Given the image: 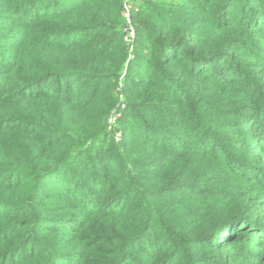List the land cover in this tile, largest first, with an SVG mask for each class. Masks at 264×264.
<instances>
[{
	"label": "trees",
	"instance_id": "obj_1",
	"mask_svg": "<svg viewBox=\"0 0 264 264\" xmlns=\"http://www.w3.org/2000/svg\"><path fill=\"white\" fill-rule=\"evenodd\" d=\"M121 1L0 0V264H264V0L145 1L125 69Z\"/></svg>",
	"mask_w": 264,
	"mask_h": 264
},
{
	"label": "built area",
	"instance_id": "obj_2",
	"mask_svg": "<svg viewBox=\"0 0 264 264\" xmlns=\"http://www.w3.org/2000/svg\"><path fill=\"white\" fill-rule=\"evenodd\" d=\"M131 13H132V3L131 0H124L123 3L121 4V17L123 19V25L121 29L122 33V39L124 43L126 44V47H128L129 51V58L128 60L125 61L124 64V69L128 63L129 60H131L134 57V52H133V44L135 40V28L133 23L131 22ZM124 70L120 74L118 82H117V89L121 86V78L124 76ZM116 89V90H117ZM118 95V102L115 108H113L110 112V114L106 118V123H107V129L110 132V135L112 137V134L114 133V137H112L115 141L120 140L121 134L117 131H115L114 125L117 120V118L120 116V112L124 109L125 107V102H124V97L123 94L117 91Z\"/></svg>",
	"mask_w": 264,
	"mask_h": 264
},
{
	"label": "rangeland",
	"instance_id": "obj_3",
	"mask_svg": "<svg viewBox=\"0 0 264 264\" xmlns=\"http://www.w3.org/2000/svg\"><path fill=\"white\" fill-rule=\"evenodd\" d=\"M123 1L124 0H122L121 1V4L123 3ZM145 1H149V2H152V3H154V4H161V3H164V2H166V3H168V2H170V1H175V0H131V3H132V13H131V22L133 23V25H134V22H133V15H135L136 13H139V11H140V8H141V6L144 4V2ZM121 4H120V15H121ZM147 15V14H146ZM122 25H123V19H122V17H121V29H122ZM134 28H135V25H134ZM125 46H126V44H125ZM128 47H126V50H127V55H126V60H128V58H129V51H128V49H127ZM133 52H134V55H135V40H134V44H133ZM134 58V57H133ZM132 58V59H133ZM125 60V61H126ZM123 78V77H122ZM121 78V79H122ZM118 85V84H117ZM122 85H123V79L121 80V86H119L120 87V89L122 88ZM116 89H117V86H116ZM115 89V90H116ZM120 89L118 88L116 91H118V92H120ZM117 93V92H116ZM118 102V101H117ZM116 105H117V103H116ZM116 105H115V107H116ZM121 113L122 112H120V116H121ZM120 116L117 118V120H116V122H115V125H114V128H115V131H116V133H117V131L121 134V128H119V125H118V119L120 118ZM110 133V132H109ZM112 137H114V133L112 134ZM119 142V141H118Z\"/></svg>",
	"mask_w": 264,
	"mask_h": 264
}]
</instances>
